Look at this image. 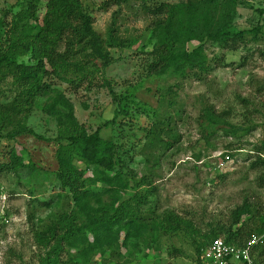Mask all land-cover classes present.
Masks as SVG:
<instances>
[{
	"label": "rangeland",
	"instance_id": "374dc122",
	"mask_svg": "<svg viewBox=\"0 0 264 264\" xmlns=\"http://www.w3.org/2000/svg\"><path fill=\"white\" fill-rule=\"evenodd\" d=\"M47 1L42 0L38 13L40 22L44 18ZM81 1L91 14L94 28L103 41H108L115 22V36L124 41H136L137 44L124 50L104 44L114 61L104 74L97 75L92 84L83 83L77 87L56 81L60 91L73 103L75 117L89 132H95L104 122L114 118L117 106L111 90L117 98L133 96L134 102L129 103V108L130 113L135 112V121L125 118L123 133L111 127L101 131L102 138H115L123 148L126 164L123 179L128 189L121 198L126 201L136 195L145 196L154 189L153 194L148 195L152 203L143 208V217L161 220L166 212L172 211L193 221L197 230L194 237L186 233H158L153 238L146 233L134 239L128 248L94 255L90 264H199V258L204 264V253L199 256L197 248L210 240L212 229L218 223L227 221L232 210L245 200L256 203L264 210V189L259 187L262 170L251 169L258 156L253 149L264 142V60L261 57L264 33L258 42L248 44V47L237 45L235 52L222 49L217 44H207L210 58H222L223 67H217L207 83L182 82L183 88L176 98L177 105L168 107L170 99L167 98L162 105L160 98L167 88L176 84V80L147 77L148 55L155 45L151 32L154 17L142 8V2L131 0L119 7L112 0ZM161 1L177 3L181 0ZM17 2L0 0V18L8 14ZM262 8L264 0L245 2L238 9L235 29L242 31L255 27L260 19L257 9ZM197 46V43H192L189 48L193 50ZM78 50H83L79 58L89 62L92 51L84 45ZM246 58V65L242 66L241 62ZM22 62L33 64L30 57L22 59ZM7 77L0 81V107L3 109L20 104V99H17L19 86L13 76ZM47 104V99L38 98L31 109L26 107L7 127V130H12L23 121L45 139L23 135L14 141L0 140L1 164H8L9 153L16 149L25 163H33L37 170L34 175L27 168L18 173L0 172V215L5 212L11 220L1 232L0 264H38L43 249L36 243L35 233L44 231L60 213L73 210L71 199L66 195L62 199L59 197L61 189L55 179L58 170V144L55 142L58 126L56 120L44 112ZM206 104L213 105L219 113L228 112L232 125L251 128V131L242 141L226 135L225 131L229 129L226 125L210 127L205 131L199 118ZM148 112L151 113L149 117ZM156 112L158 117L153 114ZM168 116L172 118V130L179 141L166 150L158 142L152 145L146 137V130L152 129L158 118L163 120ZM226 152L234 154V163L219 169L216 158ZM76 164L81 169L86 168L81 162ZM92 170L87 172L88 177H93ZM143 176L148 178L151 186H138ZM103 188L105 185L96 184L89 190L101 192ZM103 199L111 203L109 195ZM67 255L76 258L74 252ZM63 257L66 258V255Z\"/></svg>",
	"mask_w": 264,
	"mask_h": 264
},
{
	"label": "trees",
	"instance_id": "16d2710c",
	"mask_svg": "<svg viewBox=\"0 0 264 264\" xmlns=\"http://www.w3.org/2000/svg\"><path fill=\"white\" fill-rule=\"evenodd\" d=\"M130 1L112 0L119 7ZM139 1L142 2V8L154 17L151 32L155 45L148 55L147 77H169L176 80V84L167 88L160 98L162 105L167 98L170 99L168 107L177 105L176 98L183 88L182 82L193 80L207 83L217 67H223L222 58H210L207 44H217L222 49L235 52L237 45L248 47V44L258 42L264 33V8L257 9L259 23L251 30L240 31L234 26L240 6L245 2L261 0H181L177 3ZM41 5L42 0H18L8 14L0 18V81L13 76L20 89L17 98L20 104L8 109L0 107V140L14 141L23 135L45 139L29 129L23 121L12 130H7V127L26 107L31 109L38 98L47 99L44 112L54 118L58 126L55 139L58 144V170L55 179L61 189L59 197L62 199L66 195L73 203V210L60 213L44 231L35 233V241L43 249L38 264H90L94 255L128 248L134 239L146 233L153 238L158 233H186L194 237L197 230L193 221L176 212H166L161 220L143 217V208L152 203L148 195L153 194L154 189L145 196L136 195L126 201L121 198L128 189L123 179L126 169L123 148L115 138H102L101 131L111 127L123 133V120H134L135 112L130 113L129 108V103L134 102L133 96L117 98L111 90L117 106L114 118L104 122L95 132H89L78 122L73 103L56 83L67 82L76 87L83 83L92 84V80L97 75H103L114 62L104 44L124 50L137 42L117 38L115 22L108 41H103L81 0H48L44 18L40 22L38 13ZM192 43L198 46L190 50ZM83 45L92 51L86 63L78 56L83 52L78 47ZM251 51L252 48L249 49ZM26 57H30L32 65L22 62ZM261 57L264 60V48ZM246 60L248 58L241 62L242 66L246 65ZM106 84L110 87L109 83ZM150 114L148 112L147 117ZM153 114L158 117L159 113ZM229 117L228 112L219 113L213 105L206 104L200 112L199 121L205 131L210 127L226 125L229 127L225 131L226 135L242 141L251 128L234 126L229 122ZM159 119L153 123L152 129L146 130V137L152 145L158 142L169 150L179 141L172 130L173 121L170 116ZM253 151L258 156L251 169L262 170L259 187L264 189V142ZM231 156L234 158V154ZM9 159L8 164L0 163V172L18 173L25 168L30 169L33 175L37 172L33 163H25L16 149L11 150ZM77 161L86 165V168L81 169ZM91 168L94 175L88 177L87 172ZM96 184L105 185V188L101 192L89 190L90 186ZM151 185L146 176L140 178L138 183L139 187ZM106 195H109L111 203L104 202ZM262 234L264 210L256 203L245 200L231 211L227 221L218 223L212 229L210 240L199 246L197 253L200 256L219 238L229 245L243 248L253 235ZM68 252H74L76 258L67 255ZM252 259L254 264H264V244L253 249ZM204 264L207 263L204 261Z\"/></svg>",
	"mask_w": 264,
	"mask_h": 264
},
{
	"label": "built area",
	"instance_id": "2783aa9c",
	"mask_svg": "<svg viewBox=\"0 0 264 264\" xmlns=\"http://www.w3.org/2000/svg\"><path fill=\"white\" fill-rule=\"evenodd\" d=\"M231 152L221 153L216 159L218 168L224 169L234 163ZM11 220L7 218L5 212L0 215V247L3 243L1 232L8 227ZM264 244V234L253 235L246 247L240 248L227 244L222 238L216 239L214 243L204 251L203 258L207 264H254L252 259L253 249Z\"/></svg>",
	"mask_w": 264,
	"mask_h": 264
},
{
	"label": "crops",
	"instance_id": "0c3cea01",
	"mask_svg": "<svg viewBox=\"0 0 264 264\" xmlns=\"http://www.w3.org/2000/svg\"><path fill=\"white\" fill-rule=\"evenodd\" d=\"M237 264H242V263H237Z\"/></svg>",
	"mask_w": 264,
	"mask_h": 264
}]
</instances>
